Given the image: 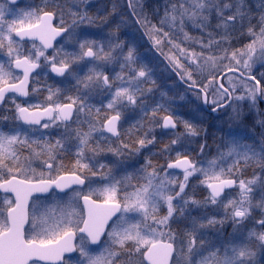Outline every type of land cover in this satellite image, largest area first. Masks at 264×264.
I'll return each instance as SVG.
<instances>
[{"label":"snow or ice","instance_id":"1","mask_svg":"<svg viewBox=\"0 0 264 264\" xmlns=\"http://www.w3.org/2000/svg\"><path fill=\"white\" fill-rule=\"evenodd\" d=\"M18 2L0 0V106H14L11 115L0 111V264H256L257 250L264 255V131L257 142L239 128L218 129L215 152H206L197 114L211 104L242 122L243 105L233 102L256 109L264 100V72L253 70L264 68V0H165L157 23L127 0L195 98L188 114L166 92L146 102L153 70L135 38L117 35L120 25L99 40L77 31L99 18L89 15L90 0ZM52 74L63 79L48 83ZM37 94L43 100L27 99ZM158 135L168 137L163 163L151 158ZM144 150L142 162H126Z\"/></svg>","mask_w":264,"mask_h":264},{"label":"rangeland","instance_id":"2","mask_svg":"<svg viewBox=\"0 0 264 264\" xmlns=\"http://www.w3.org/2000/svg\"><path fill=\"white\" fill-rule=\"evenodd\" d=\"M34 0H25L22 7H26L32 4ZM140 4L143 5V12L148 16L153 23L158 22V16H156L157 9L159 10V16L163 15L165 0H138ZM251 3L258 4L259 0H250ZM91 7L89 11H93L96 13L100 12H112L113 6H116V11L114 12L116 23L115 30L117 25H120L119 32L117 35L120 36L122 40L125 42L130 41L132 38H135L136 46H137V55L140 57L142 63L147 64L153 70V77L156 81V84L153 86V92L145 97V100L148 104H152L154 100H160V93L166 92L167 96L165 97L168 100L176 111H179L184 114H188L193 112L195 105L191 103V100L195 98L192 97L191 91L187 89L177 78V75L172 72L171 67H168L165 62L162 60L164 58L163 55L159 51L156 50L148 40L147 36H144L143 29L140 25L134 23V19L130 16L128 11L127 0H90ZM21 7V8H22ZM139 11V9H137ZM109 27H101V28H91L85 27L83 29V33L89 39H101L107 36L109 33L113 31L108 30ZM79 32V31H78ZM192 35H198L195 31L191 32ZM167 51V49H165ZM160 55V56H159ZM165 59V58H164ZM166 60V59H165ZM167 61V60H166ZM168 63V61H167ZM119 71V69H116ZM257 75L260 72H264V68L254 66L253 69ZM111 71V69H109ZM220 74H223V70L220 71ZM230 74L228 76H231ZM42 83V81H41ZM70 83L65 82L63 87L67 88ZM37 99L43 100V96L37 94L34 96ZM184 97V99H181ZM211 99V97L209 98ZM197 103H201L197 101ZM240 103L243 105L242 112L244 119L242 122L240 120H232L230 115H223V111L220 113L209 114L206 111L197 114V118L202 120L201 127H205V129L201 128V137L200 142L207 144L206 152L214 153L216 150V145L219 143L222 132L218 131V129H223L225 132L231 129H237L242 131H246L249 136H252L256 139L257 142L260 141V133L264 131L261 129L258 123V120L264 119V103L258 104L256 109H249L246 102H233ZM201 106L203 107L202 103ZM209 108L211 109V104H209ZM230 112V110H229ZM221 115L222 118L218 119L217 116ZM159 129H157V133H159ZM168 142L167 136H159L157 139V144L152 148V152L155 153L151 158L154 162L163 163V158L159 155V151L162 148L164 143ZM191 148H195L198 150V144L190 145ZM149 153L147 150H144V155L140 157H132L127 159V163L129 164H137L138 162H142L145 157H147ZM193 156L197 155L196 152L192 153ZM107 159L114 160L116 157L108 156ZM90 179L94 182L99 181L100 177H90ZM258 198V197H257ZM255 202V201H254ZM196 214V213H194ZM259 210H255L252 214V217L247 222L246 227L251 229L253 227V222L256 219H259ZM174 229L183 230L184 224L180 223L178 225H173ZM259 227V226H256ZM215 230H212V235L215 236ZM233 234V226L230 223H225L221 230L222 238L228 239ZM256 264H264V255H262L259 250H257V256L255 257Z\"/></svg>","mask_w":264,"mask_h":264},{"label":"flooded vegetation","instance_id":"3","mask_svg":"<svg viewBox=\"0 0 264 264\" xmlns=\"http://www.w3.org/2000/svg\"><path fill=\"white\" fill-rule=\"evenodd\" d=\"M24 1L25 0H19V2H18V7H22V5L24 4ZM44 2H45V0H34V2H32V4H30V5H28V6H26V7H22V8H27V7H29V6H31V7H35V8H40V7H42L43 5H44ZM128 11H129V13H131V10L128 8ZM89 15H91L92 17H94V18H96V17H99L98 19H96V22H95V24H93V25H81L78 29H77V31H79V32H84L83 31V29L87 26L88 28L89 27H91V28H101V27H109L108 28V30L109 31H113L114 32V30H115V23L117 22L116 21V18H115V14L114 13H112V12H100V13H96V12H93V11H89ZM130 16H131V14H130ZM134 20H135V17H133V16H131ZM66 19H69L67 16H66ZM59 39V38H58ZM54 45L56 46V47H59L60 46V44H57V43H55L54 42ZM65 47L69 50V51H71L72 50V46L71 45H65ZM49 52H51L52 50L51 49H49L48 50ZM160 56V55H159ZM164 62H165V64L168 66V67H170L169 65H168V63H167V61L163 58L162 59ZM39 71V70H38ZM178 78V77H177ZM63 78H61V77H56V76H54V74H52V78H50V79H48L47 80V82L48 83H53L54 81H61ZM42 83H43V79H42ZM68 89H71L72 88V84L70 83L69 85H68V87H67ZM11 95V94H10ZM25 98H23V97H20V98H18V100H20V101H23ZM28 100H30V101H32V102H37V101H40L41 99H37V98H35L34 96H30V97H28L27 98ZM260 103H264V100H261L260 101ZM13 105H11V103L10 102H8V103H6L4 106H0V111H3V112H5L6 114H8V115H11V110L13 109ZM35 198V197H34ZM33 198V199H34ZM27 228H28V226H27ZM26 228V229H27ZM41 264V263H40Z\"/></svg>","mask_w":264,"mask_h":264},{"label":"water","instance_id":"4","mask_svg":"<svg viewBox=\"0 0 264 264\" xmlns=\"http://www.w3.org/2000/svg\"><path fill=\"white\" fill-rule=\"evenodd\" d=\"M230 74H233V73H227V75H230ZM178 77V76H177ZM178 80L180 81V78L178 77ZM180 83H182L181 81H180ZM182 85H184L183 83H182ZM186 88H187V86L186 85H184ZM203 105V104H202ZM203 107L204 108H206V112L207 113H209V114H214L213 112H211V109L209 108V104L208 105H203ZM220 111H223V109H221ZM27 226L28 225H25V228H27ZM41 264H43V262H40Z\"/></svg>","mask_w":264,"mask_h":264},{"label":"trees","instance_id":"5","mask_svg":"<svg viewBox=\"0 0 264 264\" xmlns=\"http://www.w3.org/2000/svg\"><path fill=\"white\" fill-rule=\"evenodd\" d=\"M200 127H201V126H200ZM201 128H203V127H201ZM203 129H205V127H204Z\"/></svg>","mask_w":264,"mask_h":264}]
</instances>
